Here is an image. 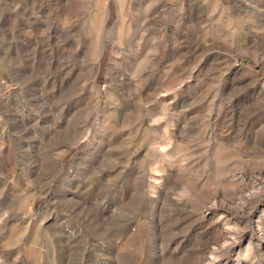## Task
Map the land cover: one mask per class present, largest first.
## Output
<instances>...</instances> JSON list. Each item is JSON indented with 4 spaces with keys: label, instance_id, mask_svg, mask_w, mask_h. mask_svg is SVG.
I'll list each match as a JSON object with an SVG mask.
<instances>
[{
    "label": "rangeland",
    "instance_id": "rangeland-1",
    "mask_svg": "<svg viewBox=\"0 0 264 264\" xmlns=\"http://www.w3.org/2000/svg\"><path fill=\"white\" fill-rule=\"evenodd\" d=\"M0 264H264V0H0Z\"/></svg>",
    "mask_w": 264,
    "mask_h": 264
},
{
    "label": "bare ground",
    "instance_id": "bare-ground-1",
    "mask_svg": "<svg viewBox=\"0 0 264 264\" xmlns=\"http://www.w3.org/2000/svg\"><path fill=\"white\" fill-rule=\"evenodd\" d=\"M103 29H104V27H103V25H102V27L99 28V32H100V33L103 32Z\"/></svg>",
    "mask_w": 264,
    "mask_h": 264
}]
</instances>
